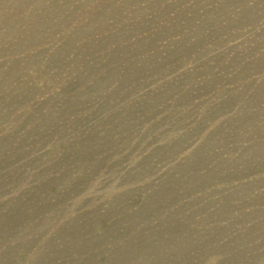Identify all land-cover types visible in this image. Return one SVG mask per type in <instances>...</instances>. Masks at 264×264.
<instances>
[{
    "label": "rangeland",
    "instance_id": "obj_1",
    "mask_svg": "<svg viewBox=\"0 0 264 264\" xmlns=\"http://www.w3.org/2000/svg\"><path fill=\"white\" fill-rule=\"evenodd\" d=\"M0 264H264V0H0Z\"/></svg>",
    "mask_w": 264,
    "mask_h": 264
}]
</instances>
